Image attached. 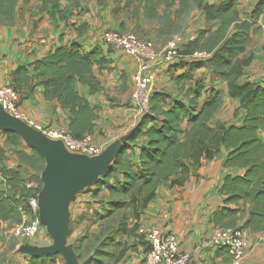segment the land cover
Masks as SVG:
<instances>
[{
    "label": "trees",
    "instance_id": "16d2710c",
    "mask_svg": "<svg viewBox=\"0 0 264 264\" xmlns=\"http://www.w3.org/2000/svg\"><path fill=\"white\" fill-rule=\"evenodd\" d=\"M35 1L50 6L64 19L67 9L62 3L73 0ZM18 4L19 0H0V25L12 24ZM239 4L240 0H125L124 9L129 13L142 12L146 20H158V35L164 39L180 32L182 21L193 8L203 15L205 27L180 45L183 59L167 68L171 72L184 69L173 75L177 91L152 90L146 110L112 164L92 188L85 189L90 198L105 202L100 209L87 210L85 216H79L80 220H93L98 229L86 232L72 245L78 260L84 247L90 254L89 264H116L128 253L140 249L142 254L146 252L149 244L138 233L145 207L160 188L184 186L190 177L200 175L204 160L223 152L222 167L236 173L228 174L218 186L222 205L210 222L216 228L239 227L250 234L264 231V80L243 79L254 60L248 50L256 33L253 25L264 13V0L254 3L247 18H241ZM124 30L121 26L116 31ZM194 53L206 56L196 59L191 57ZM96 68H107L101 50L96 47L86 51L71 41L29 64L18 65L7 85L18 94L19 105L41 85L47 99L57 100L68 110V131L81 139L92 133L96 114L77 85L86 84L95 90ZM200 68L208 70V78L194 75ZM213 80L225 82L228 97L237 101L234 118L241 111L238 122L217 121L212 125L223 104L222 91L211 85ZM5 139L16 148L18 165L0 169L4 179V188H0V223L17 225L22 221L20 207L29 211L27 198L35 195L29 183L36 179L37 189L41 188L39 175L45 158L39 151L27 148L14 131H6ZM22 167L30 172L28 177L23 175ZM72 224L70 219L68 236ZM122 237L124 240H120ZM130 237L133 242L129 246L125 239ZM218 250L228 256L227 248ZM60 258L59 253L31 255L26 264H55Z\"/></svg>",
    "mask_w": 264,
    "mask_h": 264
},
{
    "label": "crops",
    "instance_id": "0c3cea01",
    "mask_svg": "<svg viewBox=\"0 0 264 264\" xmlns=\"http://www.w3.org/2000/svg\"><path fill=\"white\" fill-rule=\"evenodd\" d=\"M206 1L214 3L217 0ZM256 1L240 0L241 18H247L248 12ZM124 5L125 0L64 1L62 7L67 9V13L64 19H60L53 13L50 6H43L41 2L35 0H19L12 24L0 25V86L8 84L10 74L18 65L29 64L44 57L56 47L71 41H76L86 51L96 47L101 50V56L107 68L94 70L97 80L95 90L86 84L77 85L79 93L95 107L96 118L91 136L94 143L101 147V153L108 151L118 142H125L127 135L137 125L142 114L139 105L131 98L132 75L136 70L137 62L123 51L107 45L101 37L102 31L107 28L117 30L121 26L126 29L136 26L137 33L151 42L168 45L171 38L164 39L158 35L157 30L160 26L158 20L148 21L142 12L133 15L124 9ZM196 11L200 23L198 30H200L203 27L201 24L205 23L204 17L197 9ZM253 28L256 29L253 35L254 45L248 52L253 53L254 60L246 68L243 79L258 81L254 76L250 75V77L249 73L251 68L257 67L260 70L256 73L262 72L261 74L264 75V13ZM198 30L184 38V42L192 39ZM193 58L197 59V57ZM183 70L178 68L172 70V73L177 75ZM194 75L209 77L206 68L195 70ZM151 79L154 89L160 90L161 88L158 87L164 80V74L154 69ZM211 85L219 88L223 95L222 107L215 115L213 122L217 120L219 113H224L223 116L228 118L233 116L231 122H238L241 111L239 117L235 119L234 112L238 104L236 100L228 97L226 83L213 80ZM175 87L174 92L177 91L178 86L175 84ZM20 109L29 119L43 125L68 130L70 121L68 110L64 109L57 100L47 99L41 85H37L31 96L21 101ZM19 120L30 127L25 120ZM218 121L225 122L223 118ZM5 132L0 127V169L16 168L18 165L15 156L16 148L6 142ZM20 138L27 148L32 149L21 136ZM48 139L54 142L59 141ZM63 147L70 155H83L70 151L64 144ZM223 158L224 152L212 160H204L199 170L200 175L190 177L182 187L160 188L155 198L143 210L140 226L159 234L167 232L175 234L181 249L190 255L187 264H231L229 253L227 256L219 253L216 247L204 245L216 228L210 222V218L222 205V196L218 194L217 188L228 174L236 173L222 167ZM24 168L22 167L23 170ZM100 176L102 175H99L97 179ZM92 186L93 184L85 189ZM0 188H4V179L1 175ZM83 193L80 190L70 201L69 221L72 203H74L72 205L74 212L78 215H81L82 211L100 209L104 205L105 200L90 198L89 193ZM246 232L249 243L242 264H264V231L256 234ZM12 236L17 240H25ZM20 242L8 254L4 264H26L29 255L21 252L20 248L44 246ZM141 252L140 249L136 253H128L116 264H141ZM55 264H60V261L56 260Z\"/></svg>",
    "mask_w": 264,
    "mask_h": 264
},
{
    "label": "built area",
    "instance_id": "2783aa9c",
    "mask_svg": "<svg viewBox=\"0 0 264 264\" xmlns=\"http://www.w3.org/2000/svg\"><path fill=\"white\" fill-rule=\"evenodd\" d=\"M101 37L107 45L123 51L137 62L136 70L132 75L131 98L139 105L141 112L145 111L153 90L152 71L159 68L167 69L183 59V55L179 52V44L185 40L176 37L163 49H156L150 40L139 38L131 32L103 30ZM192 56L200 58L206 54L194 53ZM18 99V94L10 86H0V106L10 115L25 120L30 127L45 137L61 141L72 152L86 156H96L101 153V147L94 143L91 134L77 139L66 129L43 125L27 118L20 109ZM29 186L35 188L38 184L35 182ZM33 194L35 195L27 198L29 211L25 212L20 207L22 221L14 225L11 230L14 236L25 240L33 239L43 226L39 219V192ZM138 233L149 244V249L142 254L141 264H187L190 255L181 249L179 240L172 232L159 234L139 226ZM248 243L246 230L235 227L215 228L204 245L225 247L230 254L231 264H242Z\"/></svg>",
    "mask_w": 264,
    "mask_h": 264
},
{
    "label": "water",
    "instance_id": "95a60500",
    "mask_svg": "<svg viewBox=\"0 0 264 264\" xmlns=\"http://www.w3.org/2000/svg\"><path fill=\"white\" fill-rule=\"evenodd\" d=\"M0 127L5 131L16 132L30 148L39 151L45 158L41 173L42 187L38 195L39 219L46 226L52 244L24 246L20 251L29 256L59 253L65 264H89V260L79 263L72 245L67 243L68 206L77 192L94 184L97 177L105 173L124 142H118L96 156H73L64 149L61 141L49 140L18 118L7 114L1 106Z\"/></svg>",
    "mask_w": 264,
    "mask_h": 264
},
{
    "label": "rangeland",
    "instance_id": "374dc122",
    "mask_svg": "<svg viewBox=\"0 0 264 264\" xmlns=\"http://www.w3.org/2000/svg\"><path fill=\"white\" fill-rule=\"evenodd\" d=\"M200 26L199 23V16L198 13L196 11L195 8H193L190 12V14L188 16H186L184 18V20L182 21L181 24V30L180 32L174 34L171 36V38L169 39L170 41L173 40L174 38H181L182 40L184 38H187L189 36H191V34H193L195 32V30H198ZM201 26L205 27V23L201 24ZM131 26L129 29L124 28V32H131L133 34H135L136 36H138L139 38L142 39H146L145 37H142L141 35H139V33H137L138 29L136 28V26ZM202 27V28H203ZM148 40V39H146ZM168 40V41H169ZM162 42V41H161ZM152 43L154 44L156 49H163L167 44L163 45L160 42L154 43L152 41ZM168 43V42H166ZM181 44H179L180 46ZM254 45V37L252 38V42L250 44V48ZM180 49V48H179ZM249 51V50H248ZM186 59V58H185ZM184 59V60H185ZM183 64V63H182ZM182 66V65H181ZM165 70L167 72H165ZM260 68L254 67L250 69V73L249 76H254V78H256L258 81H262L264 75H262V72H258ZM157 71L162 72L164 74V80H162V83H160L158 88L161 89H166L168 88V90L174 92L175 90V84L173 81V75L171 70L169 69H157ZM250 76V77H251ZM154 89V86H153ZM224 113H219L218 118L215 122H212V125L216 124L218 120L223 118V121H225L226 123H230L233 119L232 117H224L223 116ZM29 173L27 171L23 170V175L25 177H28ZM41 177V175H39ZM36 181V179H33L32 182L34 183ZM39 186L33 188L32 190L34 191V193L40 191L38 190ZM42 187V186H41ZM41 189V188H39ZM83 194H86L85 188H83L82 190ZM80 192V191H79ZM100 197H103V195H99ZM74 203H72L73 205ZM70 206V219L72 220L73 224H72V231L70 233V235L67 237V243L69 245H74L77 243V240L82 237L86 232H90L93 233L98 229V225L96 223H93V220L91 221V219L88 217H85L84 220H80L78 213L74 212V207ZM80 212V211H79ZM86 211H82L81 215L83 214L85 216ZM82 215V216H83ZM14 224L12 223H0V237L2 238L0 241V264H4L5 263V259L8 258V254L16 247V245H18V243H21L20 241H22V243H32V244H38V245H51L52 244V238L46 228L45 225H43L40 229V232L32 239H27V240H17L16 238H14L12 235V227ZM12 234V235H11ZM16 237V236H15ZM120 240H124V238L122 237ZM128 243V245L130 246L133 242V238H126L125 239ZM84 246V245H83ZM128 252H132L131 250H129ZM142 255V254H141ZM60 261V264H65V261L63 260V258L61 257L60 259H58ZM86 260H90V254L88 252H86V249L84 247L83 249V254H82V258L81 260H79V263H83ZM109 264H114V263H109Z\"/></svg>",
    "mask_w": 264,
    "mask_h": 264
}]
</instances>
